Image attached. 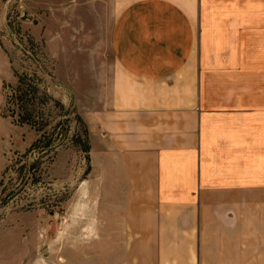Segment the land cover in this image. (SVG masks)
<instances>
[{
    "label": "crops",
    "instance_id": "crops-1",
    "mask_svg": "<svg viewBox=\"0 0 264 264\" xmlns=\"http://www.w3.org/2000/svg\"><path fill=\"white\" fill-rule=\"evenodd\" d=\"M38 1L96 7L97 235L82 263L264 264V0ZM73 21L51 22L54 45Z\"/></svg>",
    "mask_w": 264,
    "mask_h": 264
},
{
    "label": "rangeland",
    "instance_id": "rangeland-1",
    "mask_svg": "<svg viewBox=\"0 0 264 264\" xmlns=\"http://www.w3.org/2000/svg\"><path fill=\"white\" fill-rule=\"evenodd\" d=\"M47 4L0 0V259L83 264L97 235V103L83 85H96L97 14L80 1ZM67 19L73 34L54 45Z\"/></svg>",
    "mask_w": 264,
    "mask_h": 264
},
{
    "label": "trees",
    "instance_id": "trees-1",
    "mask_svg": "<svg viewBox=\"0 0 264 264\" xmlns=\"http://www.w3.org/2000/svg\"><path fill=\"white\" fill-rule=\"evenodd\" d=\"M26 95H28L26 92L23 93L22 95L20 94V95H19V99L23 100V98H24ZM36 120H37V119H36ZM36 122H37V121H36Z\"/></svg>",
    "mask_w": 264,
    "mask_h": 264
}]
</instances>
